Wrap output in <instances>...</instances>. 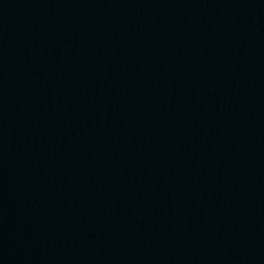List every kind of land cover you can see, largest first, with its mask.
<instances>
[{
  "label": "water",
  "instance_id": "obj_1",
  "mask_svg": "<svg viewBox=\"0 0 264 264\" xmlns=\"http://www.w3.org/2000/svg\"><path fill=\"white\" fill-rule=\"evenodd\" d=\"M0 264H264V0H0Z\"/></svg>",
  "mask_w": 264,
  "mask_h": 264
}]
</instances>
